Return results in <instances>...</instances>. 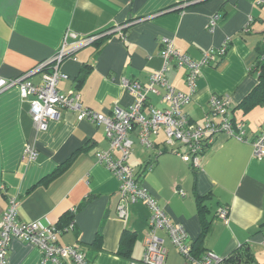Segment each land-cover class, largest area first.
Masks as SVG:
<instances>
[{
    "label": "crops",
    "instance_id": "obj_1",
    "mask_svg": "<svg viewBox=\"0 0 264 264\" xmlns=\"http://www.w3.org/2000/svg\"><path fill=\"white\" fill-rule=\"evenodd\" d=\"M185 2L0 0V77L16 79L51 60L68 32L88 37L127 25L125 40L112 33L76 50L61 67L68 79L60 81L59 91L78 94L84 107L108 116L114 107L127 109L135 102L122 87L123 78L146 86L161 70L164 39L193 60L229 41L227 54L202 68L183 113L192 124L202 126L212 120L211 97L228 96L231 119L244 124L247 142L216 135L196 169L170 152L163 132L152 137L153 150L144 148L135 132L128 162L171 221L184 226L192 247L206 224L202 254L211 251L227 258L248 246L252 264H264V157H255L253 148L264 129V104L241 106L258 84L255 65L264 47V0H206L187 8ZM214 16L219 18L211 31ZM166 75L175 89L189 93L184 69L171 67ZM31 81L39 84L41 76ZM30 101L18 88L0 94V222L14 198L21 222L59 229L73 223V230L61 234L58 242L77 245L90 264L140 260L150 211L144 204H134L127 225L118 218L120 182L97 160L98 152L110 149L105 128L79 122L76 114L62 110L59 120L38 131ZM148 102L158 110L166 108L162 95H151ZM27 146L36 149L35 161L24 158ZM113 157L118 159L119 152ZM69 161L67 170L54 178ZM222 211H227L226 219L220 217ZM160 235L168 250L166 264H184L166 233ZM8 264H43L41 251L14 239Z\"/></svg>",
    "mask_w": 264,
    "mask_h": 264
},
{
    "label": "built area",
    "instance_id": "obj_2",
    "mask_svg": "<svg viewBox=\"0 0 264 264\" xmlns=\"http://www.w3.org/2000/svg\"><path fill=\"white\" fill-rule=\"evenodd\" d=\"M204 1L206 0H186L183 7L187 8ZM218 18V16L212 18L211 31L214 30ZM125 28L127 25L88 37H80L74 32H68L61 48L51 60L39 64L16 79L0 77V94L18 88L23 99L31 98L30 112L38 131H46L51 121L59 120L62 110L76 114L79 122L88 121L105 128L110 149L106 152H98L97 160L120 182L118 218L127 225L130 207L134 204H144L150 211L148 231L143 242V256L140 260H133L129 264H166L168 250L165 239L160 235L161 232L166 233L167 238L183 258L184 264H223L226 258H221L211 251L204 253L200 258L194 255L190 237L184 226L171 221L158 200L140 182L136 169L128 161L134 149L131 134L135 132H138L140 144L149 150H153L155 146L152 137L163 132L165 145L171 147L170 152L196 169L201 168L202 157L216 135L225 134L238 141L247 142L244 124L234 123L231 119L232 101L228 96L211 97L209 106L212 120H207L202 126L192 124L188 116L183 113V108L190 103L197 90V81L201 76L202 68L209 66L216 59L223 58L228 52L229 41L221 47L208 49L200 60H193L177 50L172 40L164 39L160 52L163 59L161 70L149 77L146 86L123 78L121 85L133 94L135 102L127 109L114 107L112 114L108 116L84 107L78 94H62L58 85L60 81L68 79V76L61 71L63 62L76 50L112 33H118L125 40ZM245 31L248 32V28ZM258 61L264 63V55ZM258 61L255 71L259 76L262 74V69ZM171 67L186 71L189 93L180 92L169 83L166 74ZM36 75L41 76L39 84L31 81ZM151 95H162L166 108L158 110L150 105L148 99ZM218 119L219 122H215ZM253 148L255 157L259 159L264 157V129L253 143ZM115 152L120 154L118 159L113 157ZM157 155H154V161L157 160ZM37 156L36 149L27 146L24 158L35 161ZM149 168L151 170L153 164H150ZM177 193L184 196L183 193ZM220 217L226 219L227 211L220 212ZM73 228V223L64 229H59L56 226H45L37 221L21 222L19 202L13 198L9 201V206L0 222V264H8L10 244L14 239L39 248L43 264H90L86 253L77 245L63 246L58 242L61 234Z\"/></svg>",
    "mask_w": 264,
    "mask_h": 264
},
{
    "label": "trees",
    "instance_id": "obj_3",
    "mask_svg": "<svg viewBox=\"0 0 264 264\" xmlns=\"http://www.w3.org/2000/svg\"><path fill=\"white\" fill-rule=\"evenodd\" d=\"M262 55H264V47L260 52L258 60ZM259 67H261L262 69V74L258 76V84L255 87V89L252 91V93L241 104V106H243L246 109L251 108L258 103L264 104V63L259 62ZM70 164L71 161L67 162L66 164H64V166L59 168L54 173V178L58 177L60 174L65 172V170H67ZM203 210H204L203 207H201L200 208L201 213H203ZM204 226H205L204 234L202 235V238H200V240L193 245V253L198 258H200L203 255L201 250V245L203 243V239H204L203 237L205 236V232L207 231L208 225L205 224ZM252 263H254V257L252 251L248 246H242L234 254L227 257L223 264H252Z\"/></svg>",
    "mask_w": 264,
    "mask_h": 264
}]
</instances>
